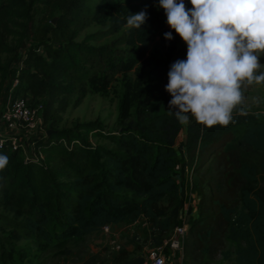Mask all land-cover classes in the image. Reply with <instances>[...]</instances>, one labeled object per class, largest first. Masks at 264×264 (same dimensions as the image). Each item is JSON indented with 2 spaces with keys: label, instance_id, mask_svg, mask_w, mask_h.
Wrapping results in <instances>:
<instances>
[{
  "label": "trees",
  "instance_id": "16d2710c",
  "mask_svg": "<svg viewBox=\"0 0 264 264\" xmlns=\"http://www.w3.org/2000/svg\"><path fill=\"white\" fill-rule=\"evenodd\" d=\"M154 5L153 0H0V95L12 63L9 57L30 29L31 45L19 70L17 90L32 100H44L42 116L52 131L34 143V150L43 156L40 162L25 163L19 151L0 152L9 157V164L0 170V209L11 214H0V231L11 235L0 238V264L11 260L12 239L38 237L57 248L104 227L139 220L150 226L153 244L158 245L179 224L192 193L198 196L197 217L189 219L195 252H216L225 235L243 244L231 256L224 253L231 264H264V183L259 186L264 174V114L234 109V123L211 128L190 120L179 144L183 124L167 109L144 115L148 103L159 95L157 77L186 56L174 35L170 41L163 38L170 29L166 30L164 10ZM145 9L148 19L140 29L120 32L128 12ZM106 15L107 29L80 38ZM161 31L160 58L152 69L148 94L136 106L135 122L124 124L117 133L96 122L58 128L70 99L76 98V107L91 86L105 88L119 73L130 70ZM119 32L109 43L92 45ZM135 43L138 51L122 48ZM91 138L115 148L92 145ZM244 150L262 160L258 165L244 160ZM213 165L223 167V193L211 186ZM181 166L194 177L192 185L187 184L185 201L186 192L177 181ZM143 263L134 258L122 264Z\"/></svg>",
  "mask_w": 264,
  "mask_h": 264
},
{
  "label": "rangeland",
  "instance_id": "374dc122",
  "mask_svg": "<svg viewBox=\"0 0 264 264\" xmlns=\"http://www.w3.org/2000/svg\"><path fill=\"white\" fill-rule=\"evenodd\" d=\"M123 1L126 2V0ZM153 1L155 4L158 3V0ZM31 26H33V22ZM108 26L109 15H106L87 27L80 38L85 34L105 30ZM128 29L125 26L120 32ZM166 30H169L168 26ZM30 31L29 29L24 42L30 38ZM120 32L102 42L92 43V45L98 46L109 43L111 40L117 38ZM162 33L163 31L159 32L150 40L147 49L135 61L134 67L123 73H119L115 80L107 87L101 88L100 85L91 86L89 93L84 96L81 103L76 107H73L76 98L70 99L68 108L62 113V121L58 128H70L78 123L96 122L101 124L104 130L117 133L124 124L135 122L138 117L136 106L139 102L145 100L151 81L154 78L152 69L155 62L160 58V35ZM173 35L177 38L178 45L184 46L186 51V44L182 42L176 33ZM24 42L9 57L12 61L19 60L18 56ZM139 47V44L135 43L132 47L126 46L122 48L138 51ZM257 55L259 56V62L264 64V53H257ZM261 71H264V68L257 69V73ZM167 72L168 70H165L162 76L157 77L159 95L156 97L157 99L148 103L143 112L144 115H153L168 108L166 102L171 99V96L164 91V86L168 83ZM241 92L242 102L240 105H237L238 109L264 114V82L248 83L244 81L241 84ZM185 126L186 124H183V131L177 140L178 144L184 136ZM90 142L92 145H103L109 149L115 148L114 145L105 140L91 138ZM242 157L244 160L257 165L259 160H262L259 154L249 150H244ZM179 168L177 181L181 191L186 192L183 197L185 201V196H188L190 191L187 186V179L191 181L194 177L192 172L185 169V167L181 166ZM209 175L212 182L211 186L220 193H223L225 188L223 167L217 168L213 165ZM263 183L264 174H261L259 186ZM192 194V200L196 205L198 196L195 193ZM0 214L11 217L10 213L1 209ZM194 216L197 217V214H194ZM10 237L11 235L8 231H0V238ZM12 243L13 251L10 253L11 260L8 264H122L134 258H142L145 262L147 249L156 245L153 244L155 241L152 240L150 226L142 220L112 225L107 229H100L82 238H72L57 248L45 245L38 237L33 241H16L12 239ZM240 246H243L241 242H232L224 235L221 237V246L216 252L201 255L194 251V237L189 233L184 247L183 264H231L230 260H227L224 256V253L227 252L231 256L234 254L236 248Z\"/></svg>",
  "mask_w": 264,
  "mask_h": 264
},
{
  "label": "clouds",
  "instance_id": "9594fccd",
  "mask_svg": "<svg viewBox=\"0 0 264 264\" xmlns=\"http://www.w3.org/2000/svg\"><path fill=\"white\" fill-rule=\"evenodd\" d=\"M158 0L171 30L186 44V56L169 65L164 86L171 99L167 112L181 124L195 120L204 128L234 123L242 102L241 84L264 82L257 53H264V0ZM147 11L129 13L126 27L140 29ZM3 141H0L2 146ZM9 164L0 153V170Z\"/></svg>",
  "mask_w": 264,
  "mask_h": 264
},
{
  "label": "built area",
  "instance_id": "2783aa9c",
  "mask_svg": "<svg viewBox=\"0 0 264 264\" xmlns=\"http://www.w3.org/2000/svg\"><path fill=\"white\" fill-rule=\"evenodd\" d=\"M30 45L28 39L23 43L19 60L12 61L6 78V87L0 95V141H3L0 152L19 151L25 163L40 162L43 159L42 154L34 150V143L38 138L46 136L49 130L42 116L44 100H32L28 94L17 90L20 85L19 70L24 67L23 60ZM37 51L42 53L41 48ZM188 183L191 186L192 180ZM190 197L192 200L193 194ZM194 214H196L195 202L192 200L190 205L186 204L183 207L179 224L170 234L158 245L147 249L143 264H183L184 247L189 234V219Z\"/></svg>",
  "mask_w": 264,
  "mask_h": 264
},
{
  "label": "water",
  "instance_id": "95a60500",
  "mask_svg": "<svg viewBox=\"0 0 264 264\" xmlns=\"http://www.w3.org/2000/svg\"><path fill=\"white\" fill-rule=\"evenodd\" d=\"M55 21H56V18L53 19L52 24H54ZM122 130H123V129H121L120 131H122ZM51 132H52L51 130H48V131H47V135H48L49 133H51Z\"/></svg>",
  "mask_w": 264,
  "mask_h": 264
},
{
  "label": "crops",
  "instance_id": "0c3cea01",
  "mask_svg": "<svg viewBox=\"0 0 264 264\" xmlns=\"http://www.w3.org/2000/svg\"><path fill=\"white\" fill-rule=\"evenodd\" d=\"M186 7L190 8L191 5L188 3V0H185Z\"/></svg>",
  "mask_w": 264,
  "mask_h": 264
}]
</instances>
